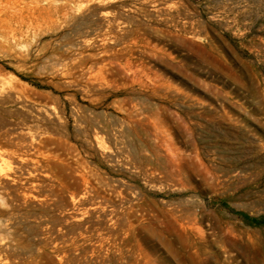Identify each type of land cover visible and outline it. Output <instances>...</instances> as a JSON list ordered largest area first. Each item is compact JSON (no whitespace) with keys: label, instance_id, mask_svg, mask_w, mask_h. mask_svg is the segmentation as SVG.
Masks as SVG:
<instances>
[{"label":"rangeland","instance_id":"obj_1","mask_svg":"<svg viewBox=\"0 0 264 264\" xmlns=\"http://www.w3.org/2000/svg\"><path fill=\"white\" fill-rule=\"evenodd\" d=\"M0 149L26 159L0 190L7 264H63L80 229L53 224L84 176L128 217L106 264H264V0H0Z\"/></svg>","mask_w":264,"mask_h":264},{"label":"bare ground","instance_id":"obj_2","mask_svg":"<svg viewBox=\"0 0 264 264\" xmlns=\"http://www.w3.org/2000/svg\"><path fill=\"white\" fill-rule=\"evenodd\" d=\"M50 115H52V112L50 113ZM124 130L125 126H121V131ZM22 138V142L17 144L19 150L21 151V154L27 156L32 162H34V164L36 165L34 172H36V170H41V172H43L42 176L47 178L48 173L43 170V168L47 166L49 170L50 164L46 160L45 165V159L47 157L42 149H40L35 143L37 140L36 136L34 134H25L22 136ZM95 141L101 156L104 157L107 161L127 168H129L130 164L134 163L130 161L129 158L124 159L120 163L118 160V155H120L121 151H111L106 146L107 144H104V141L100 136H97L95 138ZM22 155L12 157L3 149H0V190L1 188H3L2 186L4 185V183H8L9 181V177L11 176L10 170H12L13 167L12 165L25 164L26 159H23L24 157H22ZM126 157L129 156L126 155ZM132 157L133 160L137 161V157L139 158V155L136 154ZM132 168L131 170H134V173H138V170H136V166H133ZM116 186H121L122 188L124 187L126 189H129L130 192H132L131 197L133 200L140 198V193L136 190H133L128 184H124L122 182L117 183ZM77 188V191L72 193L71 198L68 201L67 205L70 208L64 211L61 214L60 218H56L54 220L53 228L57 225H61L62 228H64L68 232L70 231L72 226L76 225L80 229V232L79 234H75L70 237V239H64L61 247L58 246L57 240H59L61 237H64L65 235L63 234L57 235V238L52 239L51 243H53L54 241V243L57 242L55 244V253L58 256L59 261L63 264L74 262L80 258V255H83L89 251L92 254L91 257L95 256V264H106L110 260L112 254L121 255L122 251L124 252L123 244L117 241V237L119 232L123 231V227L126 225L125 222L128 221L126 220V218L128 217H125L126 213L124 212V210H122L121 205H118V203L111 201V199L109 200L107 197L102 196L97 191L95 193L92 183L85 176L79 180V187ZM92 191L94 192L93 195L91 194ZM21 199L24 201H29L32 205L37 206L42 210L43 213H50L52 210L51 203L48 200V195L36 194L31 190L29 192H24ZM122 200V202H125V200L130 201L128 197H124V199ZM120 204L122 203L120 202ZM68 210L71 211L68 212ZM1 222L2 221H0V230L8 229V223L3 224ZM102 227L105 229L104 233H92L94 229L98 230ZM3 240L4 238L0 234V244L3 243ZM8 247L11 252V257H21L22 253L19 252L17 248L12 245H9ZM7 263L8 260L0 258V264Z\"/></svg>","mask_w":264,"mask_h":264}]
</instances>
